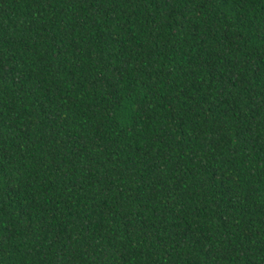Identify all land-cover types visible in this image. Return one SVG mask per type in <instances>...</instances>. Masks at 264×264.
I'll return each mask as SVG.
<instances>
[{
    "label": "trees",
    "instance_id": "16d2710c",
    "mask_svg": "<svg viewBox=\"0 0 264 264\" xmlns=\"http://www.w3.org/2000/svg\"><path fill=\"white\" fill-rule=\"evenodd\" d=\"M0 264H264V0H0Z\"/></svg>",
    "mask_w": 264,
    "mask_h": 264
}]
</instances>
